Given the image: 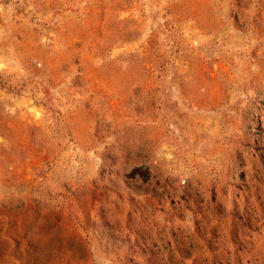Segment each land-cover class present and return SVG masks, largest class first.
I'll return each instance as SVG.
<instances>
[{"label":"rangeland","instance_id":"rangeland-1","mask_svg":"<svg viewBox=\"0 0 264 264\" xmlns=\"http://www.w3.org/2000/svg\"><path fill=\"white\" fill-rule=\"evenodd\" d=\"M0 264H264V0H0Z\"/></svg>","mask_w":264,"mask_h":264}]
</instances>
